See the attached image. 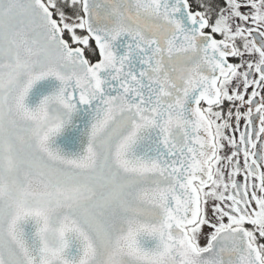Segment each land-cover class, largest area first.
I'll return each mask as SVG.
<instances>
[{
    "label": "snow or ice",
    "instance_id": "obj_1",
    "mask_svg": "<svg viewBox=\"0 0 264 264\" xmlns=\"http://www.w3.org/2000/svg\"><path fill=\"white\" fill-rule=\"evenodd\" d=\"M0 264H264V0H0Z\"/></svg>",
    "mask_w": 264,
    "mask_h": 264
}]
</instances>
